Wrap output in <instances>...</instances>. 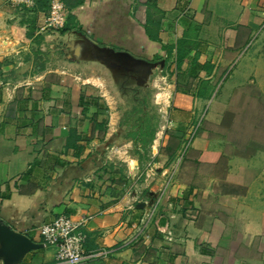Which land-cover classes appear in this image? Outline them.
<instances>
[{
  "label": "crops",
  "instance_id": "0c3cea01",
  "mask_svg": "<svg viewBox=\"0 0 264 264\" xmlns=\"http://www.w3.org/2000/svg\"><path fill=\"white\" fill-rule=\"evenodd\" d=\"M145 1L83 0L71 10L80 27L72 29L94 42L168 58L153 81L165 84L153 100L155 132L142 143L127 134L119 101L91 99L89 69L50 57L56 41L38 32L44 4L28 36L32 14L0 0V221L39 244L14 264H54L56 248L38 227L59 214L91 215L84 250L108 252L79 264H264V193H255L262 177L252 162L259 151L240 144L245 135L229 129L218 112L226 100L213 93L232 69L244 77L264 67V0H156L160 41L145 34ZM181 39L185 58L175 62ZM203 80L210 97L197 95ZM220 126L228 129L219 134Z\"/></svg>",
  "mask_w": 264,
  "mask_h": 264
},
{
  "label": "water",
  "instance_id": "95a60500",
  "mask_svg": "<svg viewBox=\"0 0 264 264\" xmlns=\"http://www.w3.org/2000/svg\"><path fill=\"white\" fill-rule=\"evenodd\" d=\"M45 41H56L66 56V61L80 69H89L104 74L109 89L120 104L125 94L132 89L147 93V101L153 103L156 90L153 85L155 74L161 75L165 68V58L149 60L132 55L126 50H116L107 45H99L85 33L70 29L64 32L51 30ZM69 59H71L69 61ZM138 205L145 207L146 202ZM150 202H147V206ZM39 244L26 235L0 221V257L3 264H14L29 250Z\"/></svg>",
  "mask_w": 264,
  "mask_h": 264
},
{
  "label": "rangeland",
  "instance_id": "374dc122",
  "mask_svg": "<svg viewBox=\"0 0 264 264\" xmlns=\"http://www.w3.org/2000/svg\"><path fill=\"white\" fill-rule=\"evenodd\" d=\"M31 18L32 17H27L26 19L30 22ZM97 44L103 45L100 43ZM256 67H258V70L257 72L255 70L256 73L254 75L244 77L242 75H236L235 70L232 69L226 76L225 83H223V87H221L222 89L213 93H215L216 97H222L226 100L225 106L220 107L221 109H219L218 112L223 111L222 113L225 112L227 114L228 118L232 122L229 129H233V131L245 135L241 138L240 144L244 148L252 144L250 145L251 148H255L259 151V154L252 161L253 165L260 168L258 173L261 174L262 177L259 179L260 185L258 190H255V193H258L259 191L260 193H264V67L263 65L255 66V68ZM83 75L85 79L87 78V82L85 84L91 88L92 92H94V97H97L98 100H100L102 97L99 94L104 93L106 96L113 98L115 102H118L114 94L111 90H109V84L104 74L94 70H85ZM159 76L160 75L155 74L154 78H158ZM154 82L155 84L158 83V81ZM159 85L165 86L163 81ZM159 85H157V87ZM157 87L155 88L156 94L161 92V89ZM224 88H226V91H224ZM157 100L160 101V99ZM208 105L209 104L206 105L204 111L202 112L201 117L199 118L200 120L198 119L200 124L203 123L206 112L210 110ZM149 106L155 112L156 105L154 103H149ZM122 108V106L121 108L119 107V110L121 111ZM123 119L127 121V131L135 129L132 124V120L127 119L125 115L123 116ZM227 127L228 126H220L217 131L221 134V132L225 131V129H228ZM238 136H240V134Z\"/></svg>",
  "mask_w": 264,
  "mask_h": 264
},
{
  "label": "built area",
  "instance_id": "2783aa9c",
  "mask_svg": "<svg viewBox=\"0 0 264 264\" xmlns=\"http://www.w3.org/2000/svg\"><path fill=\"white\" fill-rule=\"evenodd\" d=\"M34 4L35 0H7V5L19 13H22L24 8L32 7ZM66 16L67 9L62 0H49L47 11L38 27V32L59 30L63 26ZM1 42L2 38L0 36V44ZM198 119L189 128L183 140L180 154L177 157L178 160L190 145L199 127L200 119ZM90 218L91 215L73 217L67 214H59L51 222L44 223L38 227L42 242L53 245L56 248L54 264H79L85 260L107 256L108 252L106 250H84L83 246L86 240L85 224ZM166 237L171 240L169 231L166 232Z\"/></svg>",
  "mask_w": 264,
  "mask_h": 264
},
{
  "label": "trees",
  "instance_id": "16d2710c",
  "mask_svg": "<svg viewBox=\"0 0 264 264\" xmlns=\"http://www.w3.org/2000/svg\"><path fill=\"white\" fill-rule=\"evenodd\" d=\"M66 9H67V16L66 19L64 21L63 26L59 29L60 32H64L67 30H70L72 28H77L80 30V27H76L75 23H74V16L71 13V10L80 5L83 0H62ZM42 4H44V9L42 8ZM48 4H49V0H35V4L32 7H27L23 9V12H28V14H32L31 15V21L29 22V33H27L28 36H32L31 32H33L34 28H35V23H36V13L39 9H43L44 12L47 11L48 8ZM145 21L143 24L144 27V31L146 36L153 41H160L159 37H158V33H159V29H160V24H161V20L163 18V12L162 10H160L157 6V1L156 0H146L145 3ZM46 7V8H45ZM43 39L41 34H37L34 37V40L36 43H39L41 40ZM184 44V40H179V42L177 43V47H176V51H175V62H180L184 57L183 52L180 49V46ZM162 58V57H160ZM159 58V59H160ZM158 59V56L155 57V60ZM165 61H168V58L165 57ZM44 61L41 60V53L40 50L37 49L36 53H35V59H34V66L38 69H41L43 67V63ZM207 82L205 80H203V89H200L197 91V95H208L210 97L212 91L208 92L206 89L207 86L206 85ZM134 91V93L138 94V101L140 104L144 103L145 107H149L150 111H144L141 109L137 110V114H132L130 110L124 109L123 111V116L125 115L127 119L132 120V124L134 126V130H128L127 134L128 135H132L133 138H135L136 136H142L141 141L142 143H146L149 139L153 138L154 132H155V121H156V113L154 112V110L149 106V102L147 101V93H144L140 90H136V89H132ZM142 93V94H141ZM141 94V95H140ZM140 95V96H139ZM83 96H81V102L84 103L85 101H83ZM140 98V99H139ZM91 99H94L95 102H98V98L97 97H91ZM90 104V102H85V104ZM87 107L84 106L83 107V112L87 111ZM134 109V108H133ZM99 112L107 114V108L103 107L99 108ZM98 113V108L97 111L95 112V114ZM134 115V117L132 116ZM135 119V120H134ZM123 121L125 123H127L126 120L123 119ZM101 126V125H99ZM102 130H105V127L101 126ZM136 135V136H135Z\"/></svg>",
  "mask_w": 264,
  "mask_h": 264
},
{
  "label": "flooded vegetation",
  "instance_id": "af4514ba",
  "mask_svg": "<svg viewBox=\"0 0 264 264\" xmlns=\"http://www.w3.org/2000/svg\"><path fill=\"white\" fill-rule=\"evenodd\" d=\"M49 54H50V57H52V59L55 58L59 62H64L66 60L65 54L61 50L60 45L58 43H56V42H55V44L53 46H51L49 48ZM121 106L124 109L130 110L132 114H135V113L137 114V110L138 109H141V110H144V111H150L149 107H145L144 106V103L143 104L139 103L138 94L134 93L133 90H130V91L126 92L125 101H124L123 104H121ZM132 116L134 117V115H132Z\"/></svg>",
  "mask_w": 264,
  "mask_h": 264
}]
</instances>
